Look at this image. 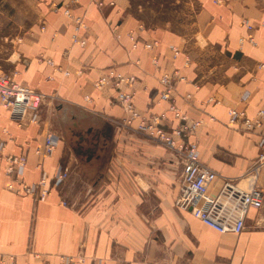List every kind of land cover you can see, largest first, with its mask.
I'll return each instance as SVG.
<instances>
[{"label":"crops","instance_id":"0c3cea01","mask_svg":"<svg viewBox=\"0 0 264 264\" xmlns=\"http://www.w3.org/2000/svg\"><path fill=\"white\" fill-rule=\"evenodd\" d=\"M70 1L58 0L55 10L51 0H0V72L55 96L34 122L18 124L0 105V264H62L61 256L78 254L85 260L75 264H264V167L257 181L262 208L249 211L242 232L218 233L175 206L181 167L167 150L116 125L128 116L118 89L93 85L109 71L134 76L122 90L133 93L141 117L170 132L180 120L160 99L159 78L168 74L171 103L188 124L200 122L177 140L195 144L205 165L245 185L261 151L259 135L241 133L228 111L254 116L264 107V0H184L189 11L180 30L148 25L133 13V0ZM64 4L86 24L82 45L72 43ZM244 18L255 44L240 42L248 33ZM64 116L78 124L63 123ZM99 121L110 127L103 157L88 144ZM48 129L62 138L42 159L35 149ZM9 154L27 156L26 183L45 173L50 193L43 201L16 184L6 188ZM58 166L69 175L55 186ZM221 184L217 178L210 192Z\"/></svg>","mask_w":264,"mask_h":264},{"label":"built area","instance_id":"2783aa9c","mask_svg":"<svg viewBox=\"0 0 264 264\" xmlns=\"http://www.w3.org/2000/svg\"><path fill=\"white\" fill-rule=\"evenodd\" d=\"M58 0H51L54 9H58ZM78 0H71L76 3ZM222 0H214L221 2ZM62 12L65 16L73 18L74 29L72 41L84 44V40L78 39L80 31L86 29V24L82 16H73L70 12V5L64 4ZM248 33L245 37L240 38V42L248 41L255 44L251 34L252 25L248 19L242 20ZM264 25V21L261 23ZM43 28V26H42ZM150 47L149 44H146ZM174 51L175 48L172 47ZM53 65L52 61H48ZM264 67V64H260ZM67 74V72H65ZM171 77L163 74L159 78V82L165 87L160 91V99L170 101L169 108L175 112V116L180 120L179 125L170 132L164 128L158 127L155 121L147 120L140 116L133 103V93L129 90H122L121 86L128 88L133 84L134 76H123L114 71H109L106 75L100 77L95 83L97 88L104 85L112 84L118 89L117 103L127 113V118L117 122L118 127L139 134L148 138L156 144L164 147L167 152L180 165L181 171L177 180V196L175 206L181 210H188L191 214L198 218L204 225L215 230L218 233H235L243 231L245 227L246 217L251 209H260L263 206V190L257 184L259 173L264 167V107L259 108L254 116H248L243 111L231 108L228 111L229 123L238 126V130L243 134L259 135L258 146L261 151L256 161L245 172V185H240L237 180H232L220 176L213 169L205 165L199 157V150L195 144H187L177 140V137L191 134L199 121L188 124L185 116L176 110L174 104L170 100ZM247 92L242 95V99H246ZM55 100L54 95L38 92L27 86L13 82L9 77L0 73V105L7 109L9 118L14 122L21 124L23 122L37 121V116L42 105ZM137 120L136 124H133ZM61 135L48 129L43 136L42 141L37 145L35 154L40 158H46L55 150ZM3 145L0 143V154H2ZM5 175L8 177L6 188L13 191L15 184L19 186L22 193L31 195L35 200L43 201L50 193L46 185V175L42 173L38 182L28 184L22 179L24 173L27 156L5 155ZM68 169L58 166L53 177L55 186L61 185L67 178ZM217 178H221L222 184L215 193L210 192V184ZM62 205L67 202L61 201ZM83 255H65L60 257L62 264H75L84 262ZM43 264H50L44 262ZM93 264H101L100 260H96Z\"/></svg>","mask_w":264,"mask_h":264},{"label":"rangeland","instance_id":"374dc122","mask_svg":"<svg viewBox=\"0 0 264 264\" xmlns=\"http://www.w3.org/2000/svg\"><path fill=\"white\" fill-rule=\"evenodd\" d=\"M175 1L176 0H133L132 11L137 17L146 21L148 25L154 26V25H160V24H165V23L169 24L170 23L171 24L170 26L172 28L180 30L183 28V26L186 22V15L185 14L188 13L189 10L185 8L184 2H183L184 0H179V2H175ZM55 10H57V9H55ZM70 12H71V8H70ZM72 21L74 23L73 18H72ZM73 29H74V24H73ZM72 43H75V42L72 41ZM1 74H3V73H1ZM100 77H102V76H100ZM100 77L93 83L94 86H95V83L99 81ZM104 86H102V87H104ZM102 87H100V88H102ZM114 87H116V86H114ZM44 105H42V107ZM98 125H99V131L96 132V136L94 138L90 139V141L88 143L91 147L92 152L94 150L98 149L97 153H95L94 156L99 155L100 152L103 153L105 148L110 144V140H109V136H108V129L110 127L108 125H105L102 121H99ZM105 132H107V133H105ZM130 133L135 135L132 132H130ZM137 135H139V134H137ZM146 139H148V138H146ZM73 140L74 139L71 138L72 144H73ZM148 140H150V139H148ZM150 141H152V140H150ZM153 143H155V142H153ZM157 145H159V144H157ZM71 149H73V148L71 147ZM72 153H73V155L76 156V154L73 152V150H72ZM108 155H109V153H108ZM103 156H105V153L102 154V157ZM104 160H105V158H104ZM100 169L96 168L93 171L96 172V171H99ZM64 206H66V205H64Z\"/></svg>","mask_w":264,"mask_h":264},{"label":"water","instance_id":"95a60500","mask_svg":"<svg viewBox=\"0 0 264 264\" xmlns=\"http://www.w3.org/2000/svg\"><path fill=\"white\" fill-rule=\"evenodd\" d=\"M58 101H56V104H58L57 103ZM60 102V101H59ZM61 103V102H60ZM76 120V119H75ZM63 123H65V124H70L71 123V125H73L74 123L75 124H78L77 123V121H74L73 122V124H72V122L71 121H69V119L67 118V116H64V118H63ZM77 126V125H76ZM73 127H75L74 125H73ZM64 130H65V132L63 133V135L65 136V138L72 144V142H71V138H70V133H69V135H68V133H66V129L64 128ZM72 146H73V144H72ZM73 149L75 148L74 146L72 147ZM76 149V148H75Z\"/></svg>","mask_w":264,"mask_h":264}]
</instances>
